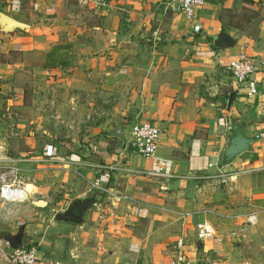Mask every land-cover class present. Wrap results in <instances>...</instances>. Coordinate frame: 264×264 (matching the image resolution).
<instances>
[{"label": "crops", "instance_id": "obj_1", "mask_svg": "<svg viewBox=\"0 0 264 264\" xmlns=\"http://www.w3.org/2000/svg\"><path fill=\"white\" fill-rule=\"evenodd\" d=\"M162 1L113 0L110 10L91 13L96 23L84 24L67 0H0L1 12L28 25L8 34L0 29V157L31 158L21 168L35 181L27 185L31 200L11 207L9 227L19 229L48 212L46 228L64 231L68 240L55 256L43 250L45 259L36 264H170L179 234L195 239L197 221L213 225L209 213L191 214L190 202L165 199L159 189L169 180L93 167H150L126 145L134 122H150L160 130L155 158L180 188L213 186V176L230 175L224 185L236 193L209 189L212 211L221 214L225 206L238 205L232 213L240 211L243 221L255 213L256 223L247 226L251 241L257 245L264 238V16L254 25L243 19L234 26L226 15L241 0H206L196 11L202 30L195 34L184 16L165 10ZM261 5L252 9L264 13ZM221 28L236 40L232 48L219 50L221 43L214 42ZM106 34L100 41L98 36ZM240 52L260 66L253 75L254 96L244 88L236 95L223 67ZM51 104L61 111L60 122L41 114L43 105L51 110ZM92 108L103 116L87 123ZM232 119L254 142L221 166L218 158ZM49 146L55 160L41 162ZM93 180L123 198L109 204L99 193H89L87 181ZM76 202L89 203L81 223L56 220ZM216 241L195 239V246L213 253Z\"/></svg>", "mask_w": 264, "mask_h": 264}, {"label": "built area", "instance_id": "obj_2", "mask_svg": "<svg viewBox=\"0 0 264 264\" xmlns=\"http://www.w3.org/2000/svg\"><path fill=\"white\" fill-rule=\"evenodd\" d=\"M162 5L165 10L171 11L173 14H182L186 21L190 24L192 32L199 34L202 30L200 24L196 19V11L204 6L206 0H163ZM95 8H102L105 11L111 9V5L107 2H100L96 0L94 2ZM235 59L231 60L228 64L223 65L225 71L233 80L236 86V95L239 94L241 88L246 90L248 97L254 96L257 93L256 82L253 80V75L259 70V63L247 56L244 52H240ZM222 65L221 62H219ZM51 116L54 120H61V111L51 104ZM103 116L102 111L92 108L85 115L87 123H93L99 120ZM160 139V130L150 122H134L130 125L128 131V140L126 145L146 161H150V167L148 169H135L129 170L128 167H121L115 164L108 166H101L99 164L93 167L96 170L104 169L113 175L120 172L134 173L136 175L152 179V180H171L175 176L169 174L165 170V163L158 162L156 160V151ZM44 157L41 158V162L55 160L54 153L50 146L46 148ZM31 158L19 157L8 158L0 157V221L10 222L12 214V206L26 205L30 200V193L27 190L28 184H34V180L28 178L24 174V170L21 168L22 164L30 163ZM126 166V165H125ZM115 178V177H114ZM217 183L224 185L231 180L230 175L219 173L212 177ZM88 192L91 194L99 193L105 199V202L112 203L119 201L123 198L119 191L108 185H101L95 180L87 181ZM100 208L101 205H99ZM62 211L58 209L57 212ZM206 213L205 211H200ZM194 212L191 213L195 215ZM187 213L185 216H190ZM244 222L246 224L254 225L256 223V214L252 213L244 216ZM103 216H99L98 220H101ZM194 236L198 242H205L212 240L216 235L214 225L207 220L197 221L194 225ZM186 235L181 233L175 239L172 247V257L170 264H189L186 257ZM9 242L0 237V264H36L39 263L40 253L35 247L28 249L19 247L17 249H9ZM9 249L10 251H8ZM42 254V253H41Z\"/></svg>", "mask_w": 264, "mask_h": 264}, {"label": "rangeland", "instance_id": "obj_3", "mask_svg": "<svg viewBox=\"0 0 264 264\" xmlns=\"http://www.w3.org/2000/svg\"><path fill=\"white\" fill-rule=\"evenodd\" d=\"M67 1L69 3L70 10L74 12L75 15H78L80 17L77 19L78 22H84V24L96 23V19L94 18L93 14H91L94 10H100V7L95 8L93 5L96 0ZM99 1L107 2L110 6V3L113 0ZM241 1L243 3L238 4L237 10L230 11L231 13H228V15H226V21L229 20L230 24L234 26L238 25L240 27V20L244 19L243 21L247 20V22H252L251 24L254 25L259 18L264 16L263 12H261V14H258L257 11L252 9L253 4L257 3H261V7L263 6L264 8V0ZM240 5L242 6V9H244L243 6H247L243 18H241L239 10V8H241ZM121 7L122 6H120V8ZM98 37L100 41L105 42L108 34L99 35ZM28 104H31V102L28 101ZM47 106L48 105H43V107L41 108V114L44 116V118L55 123L60 122L61 120L56 121L53 118L50 119L48 117L49 112L51 113V110ZM57 124L58 127H56L60 128V123ZM53 130L55 131V129ZM82 145L81 148L84 149ZM214 184L215 185L208 187L202 184L192 183L190 185H185V187L183 188H180L179 185H177L175 182L169 180V183L166 184L167 186H165L163 189H159L160 192L166 194L165 199H168L170 201L182 200L183 203L185 201L190 202V207L188 209L195 212L205 211L206 213H209L211 215V221L213 222L217 235L214 240H217L216 242L219 244V251H217L218 249H216L213 253L207 252L206 254L202 251L198 252L195 246V239L188 236L187 234V238L185 240L187 244L186 257L188 261L189 259L193 260L196 258V264H264V238H261L260 242L257 245V240L251 241L253 237L251 234V229L248 228L250 226L240 219V215L238 214L240 211H237V214L232 213L233 210L235 211V208L240 209V207L238 205H235V207L231 205L225 206V211L221 213L224 215L212 211V201H210V198H208L209 189L210 193L212 191V188H215L216 190L218 189V191L223 193H236L235 191L232 192V190L230 189L231 186H229L230 184H228L227 187L218 183L216 184V182H214ZM222 216H225L224 220H222ZM49 217L50 214L48 212H43V215L39 218L38 221L25 222L24 224H21L24 226L20 225L18 227L19 229L15 230L10 229L9 226L11 222L4 223L0 221V237L1 239H5L9 242L7 238H13V236H16L19 233V230L21 228H26V230L24 231L25 233L23 235L24 238L22 239L21 247L28 249L26 246L30 245V247L39 248L38 251L40 253V258L42 259L41 261H43L45 259V253L43 250H45L48 255L55 256L56 252L60 251L62 247H66V241H68L66 237H63V235H66L64 231H59L56 227H54L55 229L46 228V225L49 224ZM55 225L56 223L54 224V226ZM45 231H47L46 235L44 233ZM9 249H14L11 244L9 246ZM9 249L7 250L10 251Z\"/></svg>", "mask_w": 264, "mask_h": 264}, {"label": "water", "instance_id": "obj_4", "mask_svg": "<svg viewBox=\"0 0 264 264\" xmlns=\"http://www.w3.org/2000/svg\"><path fill=\"white\" fill-rule=\"evenodd\" d=\"M26 28H28V25L25 23L0 11V29L3 33L8 34L14 31H23ZM214 42L221 43L219 50L232 48L236 44V40L227 35L223 28H221L219 34L214 37ZM115 136L119 135L116 133ZM227 141L228 142H226L225 147L219 154L218 158L221 166L230 165L237 157H240L245 151H247L249 146L254 142L243 136L234 119L230 121ZM88 206V202H76L74 204L75 210L73 212L71 209L64 214H58L56 220L59 222L81 223L83 213ZM23 235L24 228H21L16 236H13V238H7L14 249L21 247ZM198 246L200 247L201 244L199 243Z\"/></svg>", "mask_w": 264, "mask_h": 264}, {"label": "flooded vegetation", "instance_id": "obj_5", "mask_svg": "<svg viewBox=\"0 0 264 264\" xmlns=\"http://www.w3.org/2000/svg\"><path fill=\"white\" fill-rule=\"evenodd\" d=\"M72 209V212L75 210V208H71Z\"/></svg>", "mask_w": 264, "mask_h": 264}, {"label": "trees", "instance_id": "obj_6", "mask_svg": "<svg viewBox=\"0 0 264 264\" xmlns=\"http://www.w3.org/2000/svg\"><path fill=\"white\" fill-rule=\"evenodd\" d=\"M27 248H30V245H28V247Z\"/></svg>", "mask_w": 264, "mask_h": 264}]
</instances>
